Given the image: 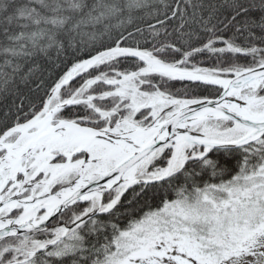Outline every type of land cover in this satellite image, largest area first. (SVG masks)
Segmentation results:
<instances>
[{
  "label": "snow or ice",
  "instance_id": "1",
  "mask_svg": "<svg viewBox=\"0 0 264 264\" xmlns=\"http://www.w3.org/2000/svg\"><path fill=\"white\" fill-rule=\"evenodd\" d=\"M0 264H264V0H0Z\"/></svg>",
  "mask_w": 264,
  "mask_h": 264
}]
</instances>
